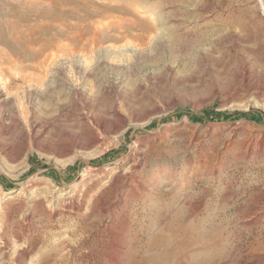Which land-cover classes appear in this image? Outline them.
<instances>
[{"label": "rangeland", "instance_id": "rangeland-1", "mask_svg": "<svg viewBox=\"0 0 264 264\" xmlns=\"http://www.w3.org/2000/svg\"><path fill=\"white\" fill-rule=\"evenodd\" d=\"M70 6L79 9L64 25L82 30L83 64L104 54L127 69L115 70L114 91L81 106L93 116L87 137L100 140L60 152L73 107L51 127L49 148L28 141L19 157L0 154V264H264V95L248 87L264 66L255 64L259 77L237 76L244 60H264V0ZM54 32L44 35L70 42ZM16 98L28 108L25 92ZM114 107L116 121L100 132L95 120ZM129 154L133 188L115 220L103 208L121 195L108 170Z\"/></svg>", "mask_w": 264, "mask_h": 264}, {"label": "bare ground", "instance_id": "bare-ground-1", "mask_svg": "<svg viewBox=\"0 0 264 264\" xmlns=\"http://www.w3.org/2000/svg\"><path fill=\"white\" fill-rule=\"evenodd\" d=\"M72 6L70 0H0V154L9 160L19 157L28 141L49 148L47 145L51 141L48 136L56 119L74 112L75 108L78 120L74 129H63L62 132L70 138V143L63 145L60 152L66 151L68 147L83 148L100 138L87 137L85 122L93 116L90 112L81 111V106L91 107L99 94L114 91L118 85L115 70L125 71L127 67L119 66L116 69L115 64L113 66L108 63L104 54L97 55L95 65H84V58L75 52L76 45L84 43L82 30L72 35L64 25V16L78 12L79 8ZM52 21L57 24H52ZM56 25L70 42L56 44L53 38ZM44 33H52L54 36L47 37ZM69 61L73 70L66 67ZM256 62L264 66V60L261 58L256 61L246 59L243 70L237 76L246 75L249 79L259 77L255 68ZM248 87L253 94L264 95V78L261 81H252ZM19 91L26 94L29 101L27 109L18 105L16 97ZM73 107L75 108L72 109ZM28 114L30 118L26 121L27 119H24ZM117 114L118 111L114 107L95 120L99 131L108 132V122H114ZM15 140L18 141L17 144ZM132 156L134 155L129 154L120 164L108 170L109 178L115 179L111 182L115 192L121 195L106 203L103 208L106 211L112 210V218L115 220L121 215V211L117 210L128 205V202L123 200L124 191L133 188L131 185L135 173H132V169L136 163ZM257 156H264V148L258 151ZM157 178L154 177V181L160 182ZM87 187L84 185L81 188L86 190ZM68 206L74 209L76 204L70 203ZM125 221L126 217L123 216L119 220L121 225ZM4 222L0 219V225ZM126 231H120V236Z\"/></svg>", "mask_w": 264, "mask_h": 264}]
</instances>
